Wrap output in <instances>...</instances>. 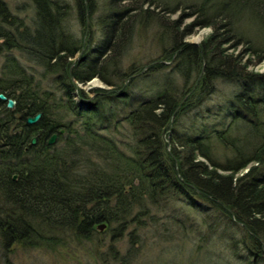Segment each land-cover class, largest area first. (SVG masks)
Returning <instances> with one entry per match:
<instances>
[{
    "label": "trees",
    "instance_id": "16d2710c",
    "mask_svg": "<svg viewBox=\"0 0 264 264\" xmlns=\"http://www.w3.org/2000/svg\"><path fill=\"white\" fill-rule=\"evenodd\" d=\"M208 1L199 3L205 17L193 24L210 25L212 31L200 43L171 35L169 47L148 65L153 69L174 59L173 72L182 74L183 83L169 77L119 120L104 104L107 88L93 89L99 101L91 103L74 79L86 83L99 76L114 85L118 78L123 82L141 73L144 67L122 69L121 58L114 56L150 12L144 4L154 1L108 0L107 11L98 19L105 37L96 53L84 38L69 37L66 5L58 0H34L32 23L12 14L7 1L0 0V53L19 50L44 66V75L56 73L55 82L72 97L67 108L84 120L80 129L65 120V114L56 111L64 103L49 102L56 99L54 91L44 88L15 55L6 57L0 92L17 101L10 108L0 98V233L7 244L38 241L49 249L67 241H89L99 230L97 224L106 222L105 233L129 236V250H114L112 262L134 264L136 244L143 245L142 234L150 224H162L164 233L172 234L153 208L166 209L183 199L186 206L216 212L243 229L242 237L232 236L230 245L242 247L255 264L264 261V72L249 68L264 54L243 62L223 47L244 36L236 28L243 19H256L264 28V0ZM76 2L79 18L87 24V13L96 12L97 0ZM167 30L160 41L170 37ZM85 48L88 52L83 53ZM216 79H236L240 88L220 107L217 121L210 120L214 112L208 108L195 112L191 131H180L182 116L211 94ZM75 91L79 99H74ZM39 111L38 122L29 123L27 117ZM123 120L130 140L110 134L120 130ZM53 133L56 142L49 143ZM217 144L227 149L223 157L216 153ZM183 213L176 221L186 236L198 228L191 215Z\"/></svg>",
    "mask_w": 264,
    "mask_h": 264
},
{
    "label": "rangeland",
    "instance_id": "374dc122",
    "mask_svg": "<svg viewBox=\"0 0 264 264\" xmlns=\"http://www.w3.org/2000/svg\"><path fill=\"white\" fill-rule=\"evenodd\" d=\"M6 1L12 14L17 15L26 23L33 22L32 17L35 14L34 0ZM58 1L66 5L67 19L65 23L68 26L67 30L71 33L69 37L84 38L88 43V47H93L94 50L92 51L98 53L97 49L102 48L105 37V29L98 19L100 15H104L107 11L108 0H97L96 12L93 15L87 13L89 25L80 20L76 0ZM153 1L154 4H144V7L148 8L147 10L150 12L144 11L143 20L136 23L133 29L132 40L125 44L126 47L114 56L115 58H121L120 66L122 69L128 71L132 65L139 68L144 67L141 73L123 82L118 78L114 85L105 83L99 76L93 77L86 83L74 79L89 95L88 101L91 103L99 101L93 89L96 87L107 88L104 104L108 109L111 108L116 111L119 120L142 100L162 88L169 77L172 76L174 82L178 85L183 83L184 77L182 74L177 71L173 72L174 59H164L167 62H163L157 68L150 69V66H148L149 63H154L153 60L160 58L165 46L169 47L171 35L175 34L177 39L185 37L189 42L200 43L213 29L210 25L199 27L193 24L197 19L205 17V13L199 7V3L203 0ZM208 2L210 3L211 0ZM125 3H130V1ZM220 21H222V18L221 20L218 18L217 23H220ZM236 28L243 32L244 36L240 41L233 38L232 41L223 44V47L227 48V52L241 57L243 62L256 59L258 52L264 54V28L256 19L252 20L250 17L249 19H243L241 22L236 23ZM165 29H168L167 34L170 37L160 41V34ZM189 30L192 32L185 36ZM1 41L2 38L0 43ZM249 47H252V49ZM86 51L85 48L83 53ZM8 55H15L28 67V71L32 72L37 80L42 81L44 88L54 91L56 99H51L49 102L53 105L54 103L59 105L58 101H62L64 103L62 109L59 107L56 111L65 114V120H73L74 125L80 129V125L84 121L83 115L67 108L66 104L72 97L55 82V75L57 74L44 75L46 72L44 66L28 59L23 52L16 49L5 50L0 53V72ZM80 55L81 52L77 53L72 59L76 60ZM249 68L264 72V59L261 62L250 64ZM41 76L43 79H41ZM213 84L211 94L199 106L194 107L182 116L181 122L177 125L180 131H191L195 126L193 121L195 112L202 114L208 108L214 112L209 116L210 120L217 121V117L219 119V116H221L220 107L225 108L229 99L240 88L236 79H216ZM73 96L74 99H79L77 91L74 92ZM123 121L120 130H110V134H113L116 139L130 140V128L126 121ZM199 122H201L200 119H198L197 124ZM226 151L227 149L223 145L217 144L216 153L220 157H223ZM0 202H2L1 198ZM184 211L191 215L192 221L198 228L197 231H191L186 236L182 230H179L180 224L176 221V219H183ZM153 212L155 216H159L160 220H157L160 223L163 221L167 227L173 229L172 234L167 235L168 232L164 233L165 227L162 224H158L160 228L155 226L157 222L150 224L146 235H144L145 233L142 234L143 245L136 244L137 253H135L134 264H255L242 247L235 250L230 245L231 237H242L243 229L236 225H229L218 213L201 212L196 208H190L186 206L183 199L172 201V204L166 209L153 208ZM161 226L163 227L161 228ZM128 241V235L112 237L99 229L89 241H67L63 245L58 244L54 248L48 249L36 244L38 241H35L34 244L15 243L13 241L7 244L0 233V264H104L105 262V264H108L112 262L111 256L114 250L118 249L119 253L122 254L129 250L130 244ZM101 257L103 259H100ZM112 263L115 264V262ZM258 264H264V261H259Z\"/></svg>",
    "mask_w": 264,
    "mask_h": 264
},
{
    "label": "water",
    "instance_id": "95a60500",
    "mask_svg": "<svg viewBox=\"0 0 264 264\" xmlns=\"http://www.w3.org/2000/svg\"><path fill=\"white\" fill-rule=\"evenodd\" d=\"M87 24L89 25V18L87 19ZM0 98H1V99H6V100H7V106H8V107H10V108L15 107V104H16V102H17L15 98H13V97H8V96H7L5 93H3V92H0ZM41 116H42V112L39 111V112H37L35 115H30V116H28V117H27V121H28L29 123H36V122H38V120L41 118ZM61 130L63 131L64 129H61ZM56 138H57V133H53V134L51 135V137L49 138L48 142H49V143H53V142L56 140ZM36 141H37V136H33L31 142H32V143H35ZM106 225H107L106 222H101V223H98V224H97V227H98L100 230H103V229H105Z\"/></svg>",
    "mask_w": 264,
    "mask_h": 264
}]
</instances>
